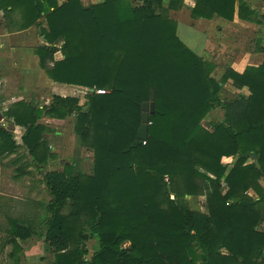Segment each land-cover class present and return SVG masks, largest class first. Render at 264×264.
<instances>
[{"label":"trees","instance_id":"1","mask_svg":"<svg viewBox=\"0 0 264 264\" xmlns=\"http://www.w3.org/2000/svg\"><path fill=\"white\" fill-rule=\"evenodd\" d=\"M140 1L83 7L80 0H0L8 32L45 20V44L34 54L49 79L94 90L86 110L77 97L54 95L42 107L18 101L3 113L23 134L18 143L0 125V159L23 147L43 169L53 154L41 119L70 116L80 148L92 154L91 174L75 162L44 174L48 216L38 231L13 221L7 244L20 249L16 239L38 234L50 264H264V62L242 73L227 68L216 81L213 67L159 11L162 0ZM192 1L195 20L231 22L236 14L264 22L245 0ZM183 6L184 0H168L166 9ZM57 52L62 59H54ZM228 81L248 95L221 101ZM152 90L143 144L136 135ZM217 108L223 118L208 129L203 120ZM224 157L232 163H222ZM187 197H204L205 212L191 209ZM90 239L98 248L87 259Z\"/></svg>","mask_w":264,"mask_h":264},{"label":"rangeland","instance_id":"2","mask_svg":"<svg viewBox=\"0 0 264 264\" xmlns=\"http://www.w3.org/2000/svg\"><path fill=\"white\" fill-rule=\"evenodd\" d=\"M246 1L249 5L254 4L258 7V11H256L260 17L264 16V0ZM130 2L133 6L141 5L140 0H130ZM167 3L168 0H162L163 9L159 11L167 15L169 19L175 21L178 37L188 48L196 53H198V48H201L200 42L207 43V38L205 36L207 33L206 30L214 28V35L210 37L207 50H205L200 57L205 63L213 67L210 76L216 81H219L225 70L230 68V63L234 59V53L238 54L245 52L246 55L250 54L251 57L248 55L247 58H249V63L251 64L260 65L264 62V53L255 51L258 47H264V22L261 24H254V28L246 31L248 35L245 41V31L239 30L236 27L229 28L225 31V28L222 27L223 24L219 23L218 19L214 20L218 22L214 23V27L211 23H198L196 20L192 19L190 17V2L187 0H184V6L179 11L166 9ZM197 29L203 34L200 35L195 32ZM39 32L40 28L37 30L38 34ZM258 55L260 56L258 57ZM54 58L61 59V53H55ZM73 88H75V91L72 94L77 96L79 104L83 107V110H86V96L90 92L82 87L75 86ZM68 90L70 91L72 89L69 88ZM53 92H61L60 86H55ZM241 93L248 95L246 88L238 91L234 89L231 82L228 81L222 86L219 92V98L221 101L230 100ZM31 99L39 103L37 96L32 95ZM39 104L41 105V102ZM0 115H2L1 111ZM222 118L223 112L220 109L211 110L203 120L204 125L206 128L210 129L211 124L221 121ZM73 119V116H70L69 121L63 123L62 126L51 125L46 123V120H41L42 124L44 123L46 124L45 126H48L47 132L45 133L46 135H44L45 138L43 139L48 142L51 154H53V157L49 159L47 165L44 166L43 169L39 170L36 164L32 165L31 156L23 147L18 149L15 154L0 159V264H50L52 262L53 256L50 250L46 249L47 246L44 243L43 237L35 234L25 241L16 239L20 248L18 249L14 248L12 244H7V239L9 238L7 230L13 221H17L19 224L25 226H31L32 228L37 227L36 231H38L39 221L43 217L48 216L45 211V205L50 199L44 188L43 177L47 172H61L63 170L64 164L60 161L61 158L69 162H76L79 172L91 174L92 154L80 148L78 140L73 132ZM1 124L3 123H0V125ZM56 130L58 132L60 131V133L62 132V135L68 138V141L65 138L58 139ZM22 134L23 130H20L19 133L16 131L13 132V136L18 143H20ZM52 146H55V149H52ZM86 157L89 158V165L88 162L86 163L84 161ZM232 161L233 158L223 159L225 164H230ZM11 181L15 184V191L10 189ZM262 185L264 186V181H262ZM31 193L35 196V199H31ZM199 198L200 197L186 198V203L193 210L205 212V198ZM68 211L69 204H67L61 212L67 214ZM86 246L88 250V255L86 257L90 259L92 253L97 250L98 245L96 240L90 239L86 242Z\"/></svg>","mask_w":264,"mask_h":264},{"label":"crops","instance_id":"3","mask_svg":"<svg viewBox=\"0 0 264 264\" xmlns=\"http://www.w3.org/2000/svg\"><path fill=\"white\" fill-rule=\"evenodd\" d=\"M64 1L65 0H58V4H61ZM102 1L103 0H80L83 7H89L90 5L97 4ZM187 1L190 2L189 8H192L194 6V2L192 0H187ZM250 6L252 7V9L258 11V7L255 6L254 4ZM218 20L219 23L223 24L222 27L225 28L224 29L225 31L233 27L245 31L244 32L245 41L248 35L246 34V31L254 28L253 27L254 23L242 21L237 17L236 14L234 15V19L231 22H228L224 19H218ZM196 21L198 23H205V22H207L208 24L211 23L213 24V27H214V23H218L214 20L208 21L204 19H197ZM39 23L40 26L38 27L32 26L23 31L8 32L5 27L3 14L2 12H0V111L2 112V115L12 104L18 101H26V102L33 101L31 99L32 95L37 96L38 102L39 103L41 102V105L39 103H36L35 101L34 103L39 104L40 107H42L44 104L47 103L49 104L54 95H58L61 97H68V96L77 97L72 94L75 91V88H73L75 86L56 83L51 79H49L45 74V72L40 69L38 57L34 54V48L38 47L39 45L45 44L43 37L40 36V32L39 34L37 33V30L38 28H46V23L45 20L43 19H41ZM195 32L199 33L200 35L203 34L202 32H199L198 29ZM206 32L207 33L205 34V36L207 38L206 40L207 43L205 44L203 42H200L201 48H198L197 51L198 53H196L191 49L199 57L202 56L205 50H207L210 37L214 35L213 34L214 28H209L208 30H206ZM255 51L259 52L257 51V49H255ZM259 53H264V52H259ZM248 55L249 57H251L250 54L246 55L245 52H241L238 54L234 53V59L233 61H231L229 67L232 68L234 71L241 73L244 71V69L247 66L258 65V64L249 63L250 62L249 58H247ZM259 56L260 55H258V57ZM55 60H60V59H55ZM55 86H60L61 92L59 93L53 92ZM69 88H71L72 90L69 91L68 90ZM2 115H0V123H3L1 125H3L2 127H5L4 129L6 131L11 133L16 131L19 133L20 130H23V128L15 125L13 120L6 119ZM41 120H46V123H49L51 125L62 126L63 123L69 121V117L64 120H56L49 118H42ZM46 127L48 128V126ZM44 135L43 138H45ZM56 135L58 139L65 138V136L62 135V132L60 133V131L59 132L57 131ZM65 139H67L68 141V138ZM52 149H55V146H52ZM223 159H225V157ZM223 159H222V163H224ZM60 161H62L63 164L69 163L68 160L62 158ZM84 161L86 163L88 162L89 165L88 157H86ZM10 183H11L10 189L15 191V184L13 183V181H11ZM30 197L31 199H35V196L32 193L30 194ZM13 198L16 199L15 197ZM187 198H194V197H187ZM199 199H202V197H200Z\"/></svg>","mask_w":264,"mask_h":264},{"label":"water","instance_id":"4","mask_svg":"<svg viewBox=\"0 0 264 264\" xmlns=\"http://www.w3.org/2000/svg\"><path fill=\"white\" fill-rule=\"evenodd\" d=\"M94 90L89 89L88 92L92 93ZM154 90L150 92V98L148 102L142 103L141 106V125L137 132V139L140 141H145L148 137V124H149V114H152L154 111ZM254 164L257 169H260V165L258 164V161L255 160Z\"/></svg>","mask_w":264,"mask_h":264},{"label":"built area","instance_id":"5","mask_svg":"<svg viewBox=\"0 0 264 264\" xmlns=\"http://www.w3.org/2000/svg\"><path fill=\"white\" fill-rule=\"evenodd\" d=\"M96 93L97 94H104L105 93V91L104 90H96ZM143 144H145V142L143 141Z\"/></svg>","mask_w":264,"mask_h":264}]
</instances>
